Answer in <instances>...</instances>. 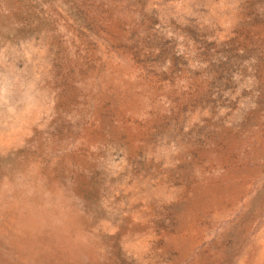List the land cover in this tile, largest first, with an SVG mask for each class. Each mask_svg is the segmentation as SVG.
Here are the masks:
<instances>
[{"label":"rangeland","instance_id":"1","mask_svg":"<svg viewBox=\"0 0 264 264\" xmlns=\"http://www.w3.org/2000/svg\"><path fill=\"white\" fill-rule=\"evenodd\" d=\"M0 264H264V0H0Z\"/></svg>","mask_w":264,"mask_h":264}]
</instances>
